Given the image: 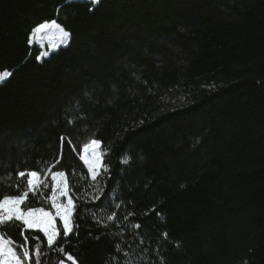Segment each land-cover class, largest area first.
Wrapping results in <instances>:
<instances>
[{
    "label": "trees",
    "instance_id": "1",
    "mask_svg": "<svg viewBox=\"0 0 264 264\" xmlns=\"http://www.w3.org/2000/svg\"><path fill=\"white\" fill-rule=\"evenodd\" d=\"M52 20L70 39L39 59ZM0 71V197L50 171L22 207L52 209L63 171L75 202L51 247L0 227L40 264H264V0H0Z\"/></svg>",
    "mask_w": 264,
    "mask_h": 264
},
{
    "label": "snow or ice",
    "instance_id": "2",
    "mask_svg": "<svg viewBox=\"0 0 264 264\" xmlns=\"http://www.w3.org/2000/svg\"><path fill=\"white\" fill-rule=\"evenodd\" d=\"M93 4H98L100 0H91ZM57 30L59 33L60 41L66 45V42L70 38V33L62 28L56 20L46 21L39 24L34 30L33 35L37 36L42 32ZM31 43V41H30ZM48 52H44L43 56H48ZM10 72L4 71L0 73V83H3L9 76ZM63 140V138H61ZM101 142L98 140H92L90 144H85L84 150L88 152L90 147L98 146ZM102 153H99L93 148L88 156H82L81 159L87 164L88 169L91 173L92 181H97V177L100 176L101 171L107 173L108 166L102 162ZM47 173L44 177H41L37 171H21L18 172V178L26 179V187L23 192L17 196H3L0 197V227L6 226L11 222H21L25 229H39L47 238V246L51 247L55 244L58 235L60 234L59 229L55 225L56 217L62 220V228L64 236H68L74 231V225L71 221L75 210V202L70 195L71 189L67 183V174L63 171H57L52 174V180L54 186L51 190V195L45 199L50 201L51 208L55 210V214L51 210H46L44 207L39 208H22L25 204L29 193L36 195L39 192L43 194V188H47L48 184L45 182ZM19 188V185H16ZM98 190L99 185L97 184ZM66 197V202L62 201L61 198ZM94 199H99L97 195ZM119 207V205H114ZM130 215V214H129ZM109 221L114 219V214L107 217ZM127 220V216L124 217ZM135 228H139L140 225H133ZM164 240H167L168 234L162 233ZM38 239V237L36 238ZM40 248L41 245L36 243L32 250L28 246V237H24V243L20 244L13 241L10 237H7L3 232H0V264H32L33 256L35 257V264H40ZM58 252L63 253L64 248L59 247ZM67 260L72 261L73 264H77L76 258L71 254H67ZM59 264H64L63 260L59 261Z\"/></svg>",
    "mask_w": 264,
    "mask_h": 264
},
{
    "label": "rangeland",
    "instance_id": "3",
    "mask_svg": "<svg viewBox=\"0 0 264 264\" xmlns=\"http://www.w3.org/2000/svg\"><path fill=\"white\" fill-rule=\"evenodd\" d=\"M62 28L65 30V28L63 26H62ZM35 38L38 39V45L40 46V50H39L38 55H37L39 59H43V58L47 57V56H43L44 52H48L49 55H50L51 52H54V51L58 50L60 47L65 46L64 44L61 43L60 37H59V33L55 29H53L51 31H46V32H42L40 34H37V36H35L34 39ZM68 42H69V40L66 42V45L68 44ZM0 73H2V71H0ZM93 148H95V150L97 152L101 153L100 145H98V146L90 147L88 152H85V150L83 148L82 153H81V157L82 156H88L89 153L93 150ZM83 162H84V160H83ZM86 166H87V164H86ZM69 194L71 195V193H69ZM66 199H67L66 197H62L61 198V200L64 201V202H66ZM46 210H51L53 212V215L55 214V210L54 209H46ZM57 219H59L61 221V223H63L62 220L59 217H56V219H55L56 227H57ZM71 221H72V218H71ZM36 230H39V229H36ZM64 264H71V263L68 262V261H64Z\"/></svg>",
    "mask_w": 264,
    "mask_h": 264
},
{
    "label": "water",
    "instance_id": "4",
    "mask_svg": "<svg viewBox=\"0 0 264 264\" xmlns=\"http://www.w3.org/2000/svg\"><path fill=\"white\" fill-rule=\"evenodd\" d=\"M50 173V171L47 173V176H48V174ZM66 261H68V262H70L71 264H73V262L72 261H69V260H67V258H66ZM78 264V263H77Z\"/></svg>",
    "mask_w": 264,
    "mask_h": 264
}]
</instances>
